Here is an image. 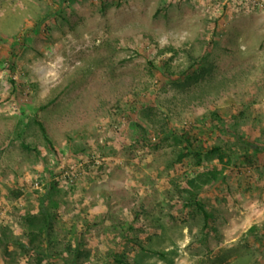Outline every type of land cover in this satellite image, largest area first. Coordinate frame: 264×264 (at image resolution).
I'll return each instance as SVG.
<instances>
[{
  "label": "rangeland",
  "instance_id": "rangeland-1",
  "mask_svg": "<svg viewBox=\"0 0 264 264\" xmlns=\"http://www.w3.org/2000/svg\"><path fill=\"white\" fill-rule=\"evenodd\" d=\"M0 264H264V0H0Z\"/></svg>",
  "mask_w": 264,
  "mask_h": 264
},
{
  "label": "trees",
  "instance_id": "trees-1",
  "mask_svg": "<svg viewBox=\"0 0 264 264\" xmlns=\"http://www.w3.org/2000/svg\"><path fill=\"white\" fill-rule=\"evenodd\" d=\"M41 128H42V130L44 131V133L46 132V130H45V127L41 124ZM192 183H193V181H192Z\"/></svg>",
  "mask_w": 264,
  "mask_h": 264
}]
</instances>
